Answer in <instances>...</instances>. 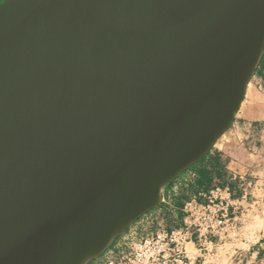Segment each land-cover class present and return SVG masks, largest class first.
<instances>
[{
    "label": "water",
    "instance_id": "1",
    "mask_svg": "<svg viewBox=\"0 0 264 264\" xmlns=\"http://www.w3.org/2000/svg\"><path fill=\"white\" fill-rule=\"evenodd\" d=\"M264 0H4L0 264H90L232 127Z\"/></svg>",
    "mask_w": 264,
    "mask_h": 264
},
{
    "label": "crops",
    "instance_id": "2",
    "mask_svg": "<svg viewBox=\"0 0 264 264\" xmlns=\"http://www.w3.org/2000/svg\"><path fill=\"white\" fill-rule=\"evenodd\" d=\"M262 124L264 58L248 85L231 129L195 168L193 166L164 190L160 207L135 223L102 258L118 257L126 253L131 244L157 232L162 227L161 222L174 224V227L182 226L185 202L190 199L200 200L209 190L232 186L236 196H241L242 191L235 181L240 176L254 181L251 189L252 200L255 202V209L250 216L252 223L240 241L228 243L217 251L214 264H264V139H256V129ZM249 143L251 149L246 147ZM99 261L90 264H99Z\"/></svg>",
    "mask_w": 264,
    "mask_h": 264
},
{
    "label": "built area",
    "instance_id": "3",
    "mask_svg": "<svg viewBox=\"0 0 264 264\" xmlns=\"http://www.w3.org/2000/svg\"><path fill=\"white\" fill-rule=\"evenodd\" d=\"M256 136L264 139V124L257 127ZM247 147L251 149V143ZM235 181L241 196L228 186L209 190L200 200L190 199L183 206L182 226L160 229L104 264H214L217 251L240 241L252 223L254 182L240 176Z\"/></svg>",
    "mask_w": 264,
    "mask_h": 264
},
{
    "label": "rangeland",
    "instance_id": "4",
    "mask_svg": "<svg viewBox=\"0 0 264 264\" xmlns=\"http://www.w3.org/2000/svg\"><path fill=\"white\" fill-rule=\"evenodd\" d=\"M248 141H249V139H248ZM246 147H247V146H246ZM247 148H248V147H247ZM196 166H197V165H196ZM193 168H195V166H194ZM250 179H251V178H250ZM251 180H252V179H251ZM252 181H253V180H252ZM253 182H254V181H253ZM238 189L240 190V187H238ZM161 226H162V227L159 228V230H160V229H170V228L174 227V224H171V223H168V222H161ZM159 230H158V231H159ZM124 235H125V234H124ZM151 235H152V234H151ZM148 236H149V235H148ZM122 237H123V236H122ZM122 237H121V238H122ZM146 237H147V236H146ZM146 237H145V238H146ZM119 239H120V238H119ZM119 239H118V240H119ZM139 242H141V241H139ZM139 242H134L133 244H131L130 247H129V249H128V251H127L126 253H128V252L130 251V248H131L134 244H138ZM102 257H103V256H102ZM102 257H101V258H102ZM108 259H109V258H108ZM108 259H105V258H104V259H103V258L100 259V258H99L97 261L100 260V261H99V262H100L99 264H104ZM94 262H95V261H94ZM102 262H103V263H102Z\"/></svg>",
    "mask_w": 264,
    "mask_h": 264
},
{
    "label": "bare ground",
    "instance_id": "5",
    "mask_svg": "<svg viewBox=\"0 0 264 264\" xmlns=\"http://www.w3.org/2000/svg\"><path fill=\"white\" fill-rule=\"evenodd\" d=\"M163 198V193L161 194V198H160V200Z\"/></svg>",
    "mask_w": 264,
    "mask_h": 264
},
{
    "label": "flooded vegetation",
    "instance_id": "6",
    "mask_svg": "<svg viewBox=\"0 0 264 264\" xmlns=\"http://www.w3.org/2000/svg\"><path fill=\"white\" fill-rule=\"evenodd\" d=\"M3 1H4V0H0V5L2 4Z\"/></svg>",
    "mask_w": 264,
    "mask_h": 264
}]
</instances>
